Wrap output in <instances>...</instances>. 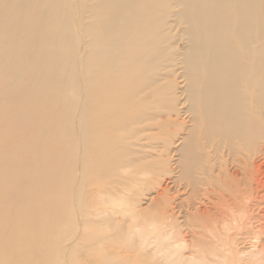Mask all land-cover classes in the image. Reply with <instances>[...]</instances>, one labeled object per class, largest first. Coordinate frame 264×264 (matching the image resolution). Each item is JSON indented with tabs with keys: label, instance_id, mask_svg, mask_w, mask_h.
<instances>
[{
	"label": "bare ground",
	"instance_id": "obj_1",
	"mask_svg": "<svg viewBox=\"0 0 264 264\" xmlns=\"http://www.w3.org/2000/svg\"><path fill=\"white\" fill-rule=\"evenodd\" d=\"M180 27L190 45L183 64L194 126L179 162L186 176L192 174L198 151L201 157V133L209 144L213 139L219 148L225 144L234 167L221 168L223 185L205 191L220 215L225 204H234L240 222H255L264 230V210L254 209L259 203L255 180L257 175L264 179V0H0V126L7 121L12 127L7 144L0 146V156L6 154L0 160V264H40L45 245L40 241L33 247L31 240L32 233H41L43 215L46 223L36 206L43 192L49 201L48 234L54 237L48 239L52 261L83 258L86 250L69 243L79 234L83 247L106 246L90 223L111 222L96 219L111 216L109 209L92 214L77 196L71 208L63 185L72 177L77 185L84 182L96 157L99 169L110 159L109 172L117 178L122 175L118 167L141 162L132 144L140 145L150 139L146 132L165 126L176 101L174 82L168 81L173 74L168 69L177 66L169 43ZM77 37L80 44L88 40L87 59L77 54ZM80 86L88 91L87 102L68 100L67 89ZM22 135L35 137L21 146ZM129 139L134 143L127 146ZM18 151L22 164L15 160ZM151 166L140 163L137 172ZM169 192L170 182L160 180L157 200L168 204ZM164 201L155 200L156 206ZM204 208L197 214L217 219ZM73 212L77 230L66 228ZM86 252L85 259L108 256L103 250H97L100 256Z\"/></svg>",
	"mask_w": 264,
	"mask_h": 264
},
{
	"label": "rangeland",
	"instance_id": "obj_2",
	"mask_svg": "<svg viewBox=\"0 0 264 264\" xmlns=\"http://www.w3.org/2000/svg\"><path fill=\"white\" fill-rule=\"evenodd\" d=\"M76 17H79V14ZM89 23L90 19L83 21V24L88 25ZM181 30H183V27H180L177 33H173L174 40L169 43V46H172L171 53L176 55L173 64L177 66L175 69H168L169 72L173 73L168 77V81L173 80L174 82L173 94L176 99L172 103L171 116L169 119L166 118L168 123L163 127L146 132L145 135L149 136L150 139L143 141L140 145L134 146L132 144V148L140 152L137 157L141 158V162L137 164L152 166L139 173L137 172V164L134 168L120 166L117 171L122 175L117 178L114 175L111 177V172H109L111 171V160L107 159L105 168L99 169V159L96 157L92 168L85 171L86 179L84 182L77 185L75 177H72L70 181H65L63 185L68 187L67 196L68 202H71V208H73L77 196L85 206L90 207L89 212L92 214L97 215L99 211H107L108 209L111 212L109 213L111 216H107L108 213L96 216V219L111 218V222L107 224L103 222L90 223L91 227L98 230L97 235L99 238H106L104 241L105 247L101 249L100 242L90 248L83 247L80 234L77 238L72 236L71 239L73 240L69 242L86 251L90 250L97 253V250H103L108 255L106 259H103L99 253H97L100 256L99 259H85L87 252L82 251L83 258L77 261H68V264H264V248L262 245L264 244V230L259 227L261 224L258 225V223L251 221H249L250 223L240 222L242 218L241 211L236 209L237 206L234 204L232 205L235 209L231 205L225 204L223 215H220L218 211L220 207L213 205L211 197L205 191V189H217L223 185L219 182L222 180L220 177L221 168L233 169L234 167L233 163L235 162L232 161L227 146L222 144L219 148L220 143L214 139L209 144L203 133H201V157L198 151L199 160L192 166V174L186 176L184 173L185 168L179 162L182 146L185 140L189 138L194 126L192 114L188 112V82L183 64V59L189 51L190 45L187 38L182 37L183 32H180ZM78 38L77 54L81 52V60L87 59L90 54V47L87 45L88 40H84L80 44V38L79 40ZM168 71L166 72L168 73ZM67 91L68 100L87 102L88 91L85 88L80 86L75 91L69 89ZM161 119L164 121L163 118ZM27 124L32 126L33 123L28 121ZM163 131L170 136L160 135ZM11 134L12 127L7 121L3 122L0 126V146L5 142L7 144ZM120 134L125 135L126 132ZM34 137L35 135H22L17 144L25 145ZM130 142L134 143V140L129 139L127 146L131 144ZM170 142L171 145L168 146L167 144ZM121 152L123 151L117 153ZM16 154L17 158L15 160L23 163L24 158H21V152L18 151ZM5 156L4 152L0 156V160L5 159ZM261 176L257 175L258 180H255V184L260 185H255V188L259 190L258 207L254 208L255 213L258 214H262V210H264V196H262L264 189L261 191L264 188V179ZM160 180L170 182V191L172 192H169L166 196L169 201L168 204H166L164 198L160 201L157 200ZM174 180H177V183ZM189 184L190 186L186 188L185 186ZM116 186L119 187L115 188ZM66 187L62 188V191L66 190ZM197 188L198 192H194ZM112 191H116V194H112ZM57 194V200L62 202L65 197L64 192ZM111 197H121V199H115L111 203ZM155 200L158 201V204L164 201V205L156 206ZM48 202L44 192L36 199V206L42 213H45L46 219L45 223L43 215L40 235L32 233L31 244L33 247H36L40 241L45 245L43 253H40V257L37 259L39 261L36 262H40V264H67V261H52L51 258L53 253L48 239L52 242L54 237L51 240V235L49 237L48 234ZM200 206L207 207L209 215L217 219L209 220L198 215L197 208ZM209 207L214 210H210ZM160 212H162L161 215H159ZM85 216L81 213L83 221L87 218ZM92 216L90 215V217ZM76 218L77 216L75 217L73 212V221H70V224L67 223L66 228H76L77 230L79 225ZM234 219L235 222H233ZM150 225L154 227H150ZM70 229L69 232H71ZM80 229L85 233V227ZM191 233L193 234L190 237ZM58 236L59 234L56 235V238ZM181 241L184 243L182 244ZM176 243L180 244L177 246ZM250 243L254 244L251 245ZM189 244L191 245L190 248ZM256 246L257 248H255ZM259 248V252L256 251ZM57 251L59 252V249ZM252 253L253 256H251Z\"/></svg>",
	"mask_w": 264,
	"mask_h": 264
}]
</instances>
